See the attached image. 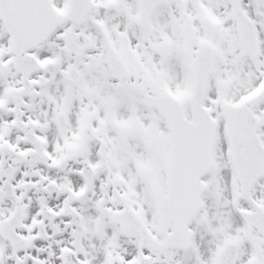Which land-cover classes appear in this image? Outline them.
Here are the masks:
<instances>
[{
	"label": "flooded vegetation",
	"instance_id": "flooded-vegetation-1",
	"mask_svg": "<svg viewBox=\"0 0 264 264\" xmlns=\"http://www.w3.org/2000/svg\"><path fill=\"white\" fill-rule=\"evenodd\" d=\"M51 2L60 13H65L67 0ZM105 3L108 17L104 18L102 36L99 26H94L91 34L85 36L76 24H67L65 27L60 25V36L55 40L66 47L65 52L72 55L71 61L81 75L80 80L85 83L84 93L79 89L73 91L74 96L80 97V107L88 112L98 110L99 94L104 96V90L99 87H104L103 81L108 85V78L113 76L114 64L121 62L133 65L131 62L137 52L132 56L125 44L126 38L121 34L128 33L127 30L130 31L133 26L141 43L138 51L141 54L140 61L149 67L152 73L153 58L158 60L160 56L167 57L169 50L170 61H158L157 64H162L164 71L170 73V87L175 94L187 90L190 92V65L195 46L200 41H205L211 45L212 57L204 105L218 119L222 132L220 139L225 145L224 129L222 131L221 125L222 104L228 97L241 100L257 92L264 84V0H237L236 6L233 0H175L161 6L154 4L152 0H141V6L151 10L145 28H138L134 21L138 10L136 0H105ZM241 14H244L254 27L258 48L256 56L241 53L238 24V16ZM205 20L214 22L215 32L211 36H206L202 30V22ZM180 30L189 33L188 47L184 48V53L177 49ZM168 40L170 42H167ZM1 50L0 40V145L8 142L15 146V150L23 148V142H18L17 135L25 131L29 179L32 182L41 180L42 184H52V187L42 185L39 190L19 197L15 196L13 189L0 184V217L9 214L18 203L28 205L26 226L18 230L23 241L13 249L16 264H25L24 257L21 256L25 252L32 258H37L41 264H62L60 252L64 249L74 252L83 264H215L216 250L229 241L237 244L234 264H264V236L259 234L255 224L247 226L243 217L244 213L264 212V176L253 186L248 201H236L235 210L228 203L230 195H227L221 216L212 217L210 206L207 205V217L194 218L189 223L187 233L193 249L180 252L173 247H166L165 234L156 217V207L165 199L162 191L154 189L144 197L142 187L135 186L136 195L132 196L130 186L122 185L120 191L119 186L113 182L108 181L105 184L95 177L91 190L84 193V182L79 173L67 174L61 163L51 164L50 160H46V156H54L53 152L46 154V146L51 144L52 122L45 114L31 110L32 120L27 126L20 125L18 118L21 115L8 111L3 105L2 98L6 94L3 75L6 74L10 78V65L7 62L9 57H2ZM46 56L48 55L42 54V59L48 58ZM63 60L64 56L62 64H65ZM127 77L128 75L123 73L121 80L116 84L130 94L132 85L126 82ZM133 79L136 80V76ZM137 80L145 78L138 77ZM64 85L66 86L65 82ZM114 85L107 86L112 95L115 91ZM149 88L154 89L156 85L150 83ZM138 91L142 95L145 94L142 87H139ZM101 105L105 108V104ZM182 107L188 111L189 102L182 104ZM54 108L50 104V110ZM251 113L256 120L255 134L264 148V99L251 107ZM65 132L68 133L59 136L61 140L66 135L71 138L70 129L66 128ZM67 150L62 156H81L77 151L69 152V148ZM224 151L225 147L219 160L218 173L221 177H231L233 173L226 164ZM2 156L0 151V159ZM85 156L88 160L85 161L91 166L97 161L93 150ZM80 160L82 161L81 158L78 161ZM78 167L81 166L78 164ZM94 172L96 174V170ZM125 175L127 176V171ZM67 188L77 195L73 196ZM227 188L229 193V186ZM238 188L239 184L236 183V189ZM132 197L133 200H130ZM63 199V203L75 207V212L69 214L72 231L70 227L64 230L62 220L57 222L60 219L55 217L56 229L59 228L63 232L53 237L51 222L45 219L43 210L52 209L56 212ZM140 208L146 211L141 215L135 213L134 227L127 229L131 226L132 218L130 213L123 212L124 209L136 212ZM119 211L123 212L121 219L125 224L124 232L112 221V214ZM142 220H145L143 223L147 226H143ZM171 230L172 226L169 225L168 232ZM66 259L71 262L69 256ZM37 261L33 260L31 264H40Z\"/></svg>",
	"mask_w": 264,
	"mask_h": 264
},
{
	"label": "water",
	"instance_id": "water-1",
	"mask_svg": "<svg viewBox=\"0 0 264 264\" xmlns=\"http://www.w3.org/2000/svg\"><path fill=\"white\" fill-rule=\"evenodd\" d=\"M28 2L29 0H2V2H0V16H2L6 29L10 32L11 36L14 37L15 42L18 44L24 39H27L26 36L30 31L29 26L31 23L29 22V12L31 7ZM33 17L34 21L39 19L38 16ZM48 17L49 16H47V18ZM48 35L38 36L34 42L26 41L25 45L27 48L33 47L36 43L40 42Z\"/></svg>",
	"mask_w": 264,
	"mask_h": 264
},
{
	"label": "rangeland",
	"instance_id": "rangeland-1",
	"mask_svg": "<svg viewBox=\"0 0 264 264\" xmlns=\"http://www.w3.org/2000/svg\"><path fill=\"white\" fill-rule=\"evenodd\" d=\"M50 50L52 51V54L53 53H56L57 55L59 54V50L58 48H55L53 46L50 47ZM57 91V87L55 89ZM137 113H134V112H131V113H122V115H131V119H139L140 117L142 116H139L138 114L136 115ZM145 117V118H144ZM124 119V121H127L128 119L127 118H122ZM143 120H148L147 121V125L143 124V123H139V125L142 127V128H145L147 126V128L149 129H152V128H158V126H162V133H160L159 135L157 136H160L161 140L163 141V144L167 147L168 146V141H167V138H166V132H165V128H164V125H163V121L161 120V117L159 116L158 113H156L155 111L153 110H148V112H146V115H143ZM112 131V136L110 138V140L106 142V144H104V149H103V152H107V150L109 152H111V148L112 147H115V140H116V135H115V131L113 133V128L111 129ZM148 133L151 137H154L155 134L152 130H148ZM130 139H136L135 137H132ZM100 142L102 143L103 140L100 139ZM126 145H129L130 147L134 148L136 146H138L139 144L134 142V141H130L129 143L128 142H124ZM123 143V144H124ZM128 143V144H127ZM136 150H139V146L136 148ZM141 153V152H140ZM140 155V154H139ZM141 156H156V155H152L150 152L148 151H143L141 153Z\"/></svg>",
	"mask_w": 264,
	"mask_h": 264
}]
</instances>
